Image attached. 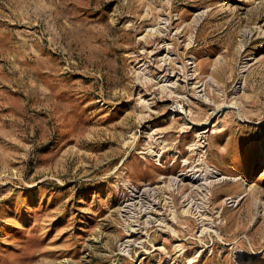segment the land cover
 <instances>
[{"label": "rangeland", "instance_id": "obj_1", "mask_svg": "<svg viewBox=\"0 0 264 264\" xmlns=\"http://www.w3.org/2000/svg\"><path fill=\"white\" fill-rule=\"evenodd\" d=\"M0 264H264V0H0Z\"/></svg>", "mask_w": 264, "mask_h": 264}]
</instances>
